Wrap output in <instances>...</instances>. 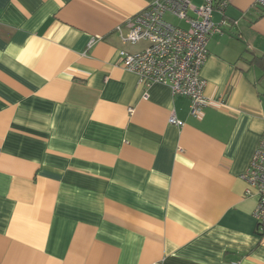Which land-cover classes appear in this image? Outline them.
Returning <instances> with one entry per match:
<instances>
[{"label": "crops", "instance_id": "0c3cea01", "mask_svg": "<svg viewBox=\"0 0 264 264\" xmlns=\"http://www.w3.org/2000/svg\"><path fill=\"white\" fill-rule=\"evenodd\" d=\"M154 1L0 0V264H264L241 178L264 131V10L212 13L193 117L118 62L146 43L117 26Z\"/></svg>", "mask_w": 264, "mask_h": 264}, {"label": "built area", "instance_id": "2783aa9c", "mask_svg": "<svg viewBox=\"0 0 264 264\" xmlns=\"http://www.w3.org/2000/svg\"><path fill=\"white\" fill-rule=\"evenodd\" d=\"M254 2L264 10V0ZM227 4L228 0H155L129 17L123 26H117L122 42L146 43L135 52L119 49V64L135 73L142 85L159 83L169 86L173 94L186 96L189 114L202 116L208 99L201 69L207 57L209 35L219 30L212 13L224 10ZM166 13L185 25L166 20ZM168 122L182 124L174 115L169 116ZM241 178L246 183L245 194L255 198L252 215L258 231L264 234V131Z\"/></svg>", "mask_w": 264, "mask_h": 264}, {"label": "rangeland", "instance_id": "374dc122", "mask_svg": "<svg viewBox=\"0 0 264 264\" xmlns=\"http://www.w3.org/2000/svg\"><path fill=\"white\" fill-rule=\"evenodd\" d=\"M165 19L172 22L173 24L175 25H181V26H184V22L182 20H180L179 18H177L176 16H173L172 14L170 13H166L165 14Z\"/></svg>", "mask_w": 264, "mask_h": 264}]
</instances>
